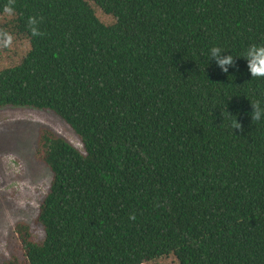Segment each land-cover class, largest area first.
<instances>
[{"label":"trees","instance_id":"16d2710c","mask_svg":"<svg viewBox=\"0 0 264 264\" xmlns=\"http://www.w3.org/2000/svg\"><path fill=\"white\" fill-rule=\"evenodd\" d=\"M254 45L264 0H0V108L48 111L81 144L38 127L42 237L16 222L0 264H264Z\"/></svg>","mask_w":264,"mask_h":264},{"label":"rangeland","instance_id":"374dc122","mask_svg":"<svg viewBox=\"0 0 264 264\" xmlns=\"http://www.w3.org/2000/svg\"><path fill=\"white\" fill-rule=\"evenodd\" d=\"M41 125L52 128L81 148L72 130L48 111L0 108V262L11 252L20 254L13 232L16 222L27 223L35 240L42 237V230L34 219L51 174L32 157Z\"/></svg>","mask_w":264,"mask_h":264},{"label":"clouds","instance_id":"9594fccd","mask_svg":"<svg viewBox=\"0 0 264 264\" xmlns=\"http://www.w3.org/2000/svg\"><path fill=\"white\" fill-rule=\"evenodd\" d=\"M5 12L11 14L13 9L11 7H6L4 9ZM228 53L220 47L213 46L210 48L208 53V63L209 61H214L215 66L219 68L222 73L227 74L229 72V68L235 67V59L232 54H225ZM244 58L247 64V70L253 77H261L264 78V45H254L250 46L243 54L242 57ZM253 111L251 113V119L259 120L261 118L262 112L258 105H251ZM230 115V114H229ZM237 123V121H236ZM239 128L240 125L237 123ZM233 128V129H234Z\"/></svg>","mask_w":264,"mask_h":264}]
</instances>
